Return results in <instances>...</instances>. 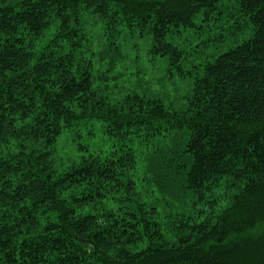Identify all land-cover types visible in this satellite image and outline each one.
<instances>
[{
	"label": "trees",
	"instance_id": "obj_1",
	"mask_svg": "<svg viewBox=\"0 0 264 264\" xmlns=\"http://www.w3.org/2000/svg\"><path fill=\"white\" fill-rule=\"evenodd\" d=\"M212 20L249 35L210 60L173 42ZM122 31L190 80L182 107L126 84ZM84 129L113 148L57 159L60 135ZM180 257L264 264V0H0V264Z\"/></svg>",
	"mask_w": 264,
	"mask_h": 264
},
{
	"label": "rangeland",
	"instance_id": "obj_2",
	"mask_svg": "<svg viewBox=\"0 0 264 264\" xmlns=\"http://www.w3.org/2000/svg\"><path fill=\"white\" fill-rule=\"evenodd\" d=\"M196 24H199L197 21ZM204 25V22L201 23ZM211 28L206 25L203 28L189 27L182 29L179 35L174 37V43L181 48L189 50V44L197 45L202 51L199 57L207 56L210 60L213 56L231 48L238 41L249 35L250 27L246 26L244 32L240 35L232 36L226 31L228 25L222 20L210 21ZM222 26L223 28H220ZM99 25H93L91 32V43L97 44L100 40ZM107 31L104 32L102 38L106 37ZM224 37L219 38L220 34ZM215 37H218L215 38ZM118 42H123L125 47H121L125 58L127 57L126 84L129 87L136 88L140 85L146 90H151L158 95L162 101L170 106L180 108L190 94L191 83L188 78H180L170 75L167 71V60L164 56L152 55L149 51L150 40L146 37H137L135 33H127L122 31L117 37ZM125 50V52H124ZM192 60V57H191ZM143 89V90H144ZM138 92L141 89H137ZM149 94V92H145ZM85 129L81 131V136L76 137L75 133L64 132L60 135L56 143L55 154L57 159L65 161L76 160L81 153L77 151V144H87L90 150L102 149L107 150L113 148L114 139L106 138L101 134L100 130L94 131V135H87Z\"/></svg>",
	"mask_w": 264,
	"mask_h": 264
},
{
	"label": "snow or ice",
	"instance_id": "obj_3",
	"mask_svg": "<svg viewBox=\"0 0 264 264\" xmlns=\"http://www.w3.org/2000/svg\"><path fill=\"white\" fill-rule=\"evenodd\" d=\"M76 3H80L81 0H75ZM83 2L85 3V5L89 4V0H83ZM91 3H96V0H91ZM101 8H97V11H101ZM147 19V18H146ZM213 70L210 69L209 72L211 74ZM205 114H207V112H205ZM199 117H195L193 119V121H191L190 123H194L195 119H198ZM229 119H231L233 121V127L241 134V135H246L249 133V131H255V120L251 119V118H238L235 117L233 115H230L228 117ZM257 135H259V133L257 132ZM259 142V141H258ZM245 227L244 223H241L240 226L236 229L238 236L236 237V239H245L247 238V236L249 235L248 233H245L243 231ZM150 250V249H149ZM140 256L144 255V252H140L139 253ZM180 259H183V257L177 258V264L179 262ZM107 264V262H106Z\"/></svg>",
	"mask_w": 264,
	"mask_h": 264
}]
</instances>
